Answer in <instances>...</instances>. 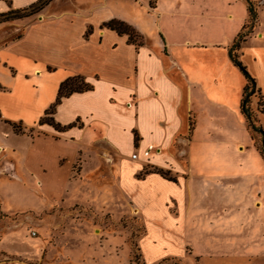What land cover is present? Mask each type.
Here are the masks:
<instances>
[{
  "label": "crops",
  "instance_id": "1",
  "mask_svg": "<svg viewBox=\"0 0 264 264\" xmlns=\"http://www.w3.org/2000/svg\"><path fill=\"white\" fill-rule=\"evenodd\" d=\"M31 1L0 0V12ZM172 1L162 12L156 0H52L15 35L0 21V176L49 199L64 196L71 180L110 178L93 190L136 210L148 261L179 254L177 243L198 256L264 255V159L239 109L244 76L227 52L247 18L245 0L234 1L244 2L234 15L212 1ZM110 18L130 23L140 43L103 25ZM257 53L242 62L264 93ZM72 74L91 86L54 105L60 129L37 123ZM221 96L242 115L247 143L219 124ZM11 210L0 208V231L22 220ZM154 243L160 250L147 247ZM26 249L0 238V264H28Z\"/></svg>",
  "mask_w": 264,
  "mask_h": 264
},
{
  "label": "rangeland",
  "instance_id": "2",
  "mask_svg": "<svg viewBox=\"0 0 264 264\" xmlns=\"http://www.w3.org/2000/svg\"><path fill=\"white\" fill-rule=\"evenodd\" d=\"M127 1L132 2L133 0ZM207 1L217 4L220 7L221 11L218 10L220 13H232L233 15L241 11V4L244 5V2L238 3V1L234 2L235 0H227L229 3L224 0ZM247 1L253 8L254 16L251 19L248 18L241 29L245 40L240 42L239 52L237 50L238 59L246 70L242 58L245 54L246 57H249L251 48L258 47V57L261 56L262 52L264 53V0H245V5H247ZM157 2L159 10L164 12L171 7L173 1L156 0V4ZM48 7L50 6L46 4L39 11L29 16L3 20L2 27L10 26L13 28L12 35L21 33L24 23L28 19L40 16ZM209 11L211 12L210 9ZM212 13H216V8ZM202 15L206 16L207 14ZM161 19L163 22L165 21L164 16ZM255 23L258 31L251 33ZM163 25L164 23L161 26L163 27ZM254 65L258 71V80L262 83L264 60L261 62L256 60ZM238 71L242 74L239 68ZM251 76L255 81L256 78ZM260 99H262L264 108V93L261 88L259 92H254L251 95L250 108L255 112V118H259L260 124L264 127V116L259 111L258 101ZM231 100V97L223 98L221 96L219 124L231 129L236 136H241L242 115L239 110L233 112L231 108H226V106L231 107L229 105ZM28 130L32 134L36 131L34 127L28 128ZM252 134L254 139L258 141V133L253 131ZM242 138L244 143L248 142L244 131H242ZM2 152L0 151V154ZM78 163L76 160L73 163V173L78 169ZM98 165V170L103 171L105 166L103 164ZM126 168L128 167L126 166ZM58 175L60 176V172ZM128 179L131 180V178ZM77 182L75 180L66 182L67 191H65V195L49 199L46 196L40 197L24 190L17 180L8 179L5 175L0 176V208L20 210L13 217L19 216L22 219L9 229L1 230L0 238H12V241L15 239L26 247L27 255L24 256V259L27 260L28 264H264V255L258 256L257 254L248 257L245 255L217 256L205 254L198 256L195 252L189 251L186 245L182 246V248L185 247V250L181 251V243H177L178 246L173 244V246L178 247L179 254L166 256L157 261H148L145 259L142 250L140 251L138 248V246L140 247L138 236L142 230V224L139 216L134 213L136 210L134 209L132 212L129 209L126 199L120 204L114 202L111 196L104 193L99 195L97 191L93 190L94 187H100L103 183H110V178L96 176V180L92 177L88 180L89 183L86 181L80 185ZM11 214L5 213L4 215ZM237 216L238 220L242 218L241 214H237ZM237 235L241 236L240 234ZM147 247L152 250H160L161 245L154 243L147 244Z\"/></svg>",
  "mask_w": 264,
  "mask_h": 264
},
{
  "label": "trees",
  "instance_id": "3",
  "mask_svg": "<svg viewBox=\"0 0 264 264\" xmlns=\"http://www.w3.org/2000/svg\"><path fill=\"white\" fill-rule=\"evenodd\" d=\"M50 1L51 0H32L30 3L22 7L9 8L5 11H1L0 21L15 17L29 16L39 11L44 5H46ZM148 4L149 6H153L154 0H148ZM246 11H247V18L241 25V28L233 37L231 43L228 45L227 52L233 64H235L242 71V74L244 76L245 81L241 88L239 109L244 117L245 126L249 131V136L252 141V144L256 147L259 154L264 159V127L261 126L257 118H255L254 116L255 112H253L252 109L250 108L251 95H253L254 92H259V91L255 85L254 78L249 74V72L245 69L244 65L238 59V52H239L238 49L240 46V42L244 39V35L241 32V29L247 22L248 18L251 19L254 16L253 8L249 1H247ZM103 25H106L107 27L114 29L117 33H125L127 35V40L130 42H133L135 44L140 43V35L136 32V30L130 23L122 19L110 18L104 21ZM90 86L91 85L88 82L84 81L83 77L79 74H72L64 77L58 83L56 96L54 100L46 108H44L43 113L37 119V123L47 122L52 124L54 128L60 129L61 126H59L58 123L54 122L52 116L49 115L53 112L54 105L59 101L61 96L67 95L72 91H80V90L88 89ZM258 102L260 105L259 111L264 113L262 99H260V101ZM12 127L15 131L22 130L21 127L15 123H12ZM253 131L258 133L259 135L258 141L254 139V136L252 134ZM157 171H159L162 175L168 178L171 179L173 178V176H170L166 170L157 169Z\"/></svg>",
  "mask_w": 264,
  "mask_h": 264
},
{
  "label": "built area",
  "instance_id": "4",
  "mask_svg": "<svg viewBox=\"0 0 264 264\" xmlns=\"http://www.w3.org/2000/svg\"><path fill=\"white\" fill-rule=\"evenodd\" d=\"M147 151H148V148H147L146 150H144V153H147ZM136 154H137L136 152H132V153H131V156H132V157H135ZM32 232H33V231H32Z\"/></svg>",
  "mask_w": 264,
  "mask_h": 264
}]
</instances>
